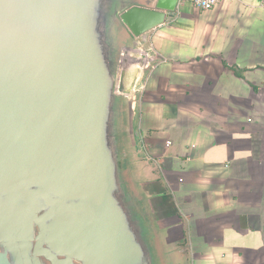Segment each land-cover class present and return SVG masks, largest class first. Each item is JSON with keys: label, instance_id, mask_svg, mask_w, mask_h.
Returning a JSON list of instances; mask_svg holds the SVG:
<instances>
[{"label": "water", "instance_id": "obj_1", "mask_svg": "<svg viewBox=\"0 0 264 264\" xmlns=\"http://www.w3.org/2000/svg\"><path fill=\"white\" fill-rule=\"evenodd\" d=\"M178 6L0 0V264H159L124 173L121 105L140 41ZM119 25L136 39L125 50Z\"/></svg>", "mask_w": 264, "mask_h": 264}, {"label": "crops", "instance_id": "obj_2", "mask_svg": "<svg viewBox=\"0 0 264 264\" xmlns=\"http://www.w3.org/2000/svg\"><path fill=\"white\" fill-rule=\"evenodd\" d=\"M139 48L122 153L159 264H264V0L182 1Z\"/></svg>", "mask_w": 264, "mask_h": 264}, {"label": "built area", "instance_id": "obj_3", "mask_svg": "<svg viewBox=\"0 0 264 264\" xmlns=\"http://www.w3.org/2000/svg\"><path fill=\"white\" fill-rule=\"evenodd\" d=\"M182 1H187L198 9L209 10L221 4L225 0H179V4Z\"/></svg>", "mask_w": 264, "mask_h": 264}, {"label": "rangeland", "instance_id": "obj_4", "mask_svg": "<svg viewBox=\"0 0 264 264\" xmlns=\"http://www.w3.org/2000/svg\"><path fill=\"white\" fill-rule=\"evenodd\" d=\"M120 22H117L116 23V25L117 24H119ZM120 26V28L118 27V29L116 30V29H114L115 31H114V34H115V37H116V41H118L119 42V40L121 39L122 40V38H123V33H124V26H121V25H119Z\"/></svg>", "mask_w": 264, "mask_h": 264}]
</instances>
